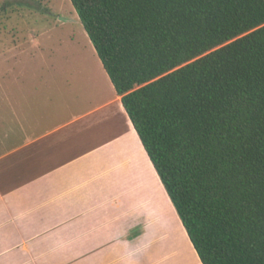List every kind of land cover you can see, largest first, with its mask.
<instances>
[{
    "label": "trees",
    "instance_id": "obj_1",
    "mask_svg": "<svg viewBox=\"0 0 264 264\" xmlns=\"http://www.w3.org/2000/svg\"><path fill=\"white\" fill-rule=\"evenodd\" d=\"M202 264H264V0H71Z\"/></svg>",
    "mask_w": 264,
    "mask_h": 264
},
{
    "label": "crops",
    "instance_id": "obj_2",
    "mask_svg": "<svg viewBox=\"0 0 264 264\" xmlns=\"http://www.w3.org/2000/svg\"><path fill=\"white\" fill-rule=\"evenodd\" d=\"M35 128L1 159L0 264H202L117 92Z\"/></svg>",
    "mask_w": 264,
    "mask_h": 264
},
{
    "label": "rangeland",
    "instance_id": "obj_3",
    "mask_svg": "<svg viewBox=\"0 0 264 264\" xmlns=\"http://www.w3.org/2000/svg\"><path fill=\"white\" fill-rule=\"evenodd\" d=\"M115 95L71 0H0V179L23 133Z\"/></svg>",
    "mask_w": 264,
    "mask_h": 264
}]
</instances>
